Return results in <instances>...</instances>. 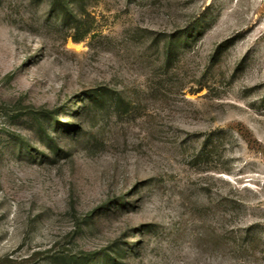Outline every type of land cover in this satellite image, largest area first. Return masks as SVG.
I'll use <instances>...</instances> for the list:
<instances>
[{"label": "rangeland", "instance_id": "374dc122", "mask_svg": "<svg viewBox=\"0 0 264 264\" xmlns=\"http://www.w3.org/2000/svg\"><path fill=\"white\" fill-rule=\"evenodd\" d=\"M0 264H264V0H0Z\"/></svg>", "mask_w": 264, "mask_h": 264}, {"label": "trees", "instance_id": "16d2710c", "mask_svg": "<svg viewBox=\"0 0 264 264\" xmlns=\"http://www.w3.org/2000/svg\"><path fill=\"white\" fill-rule=\"evenodd\" d=\"M56 1H60L62 3V5H66L68 3V1H70V0H55V2ZM101 95H102L101 92H97V93H95L94 97H95V99L100 101L101 100Z\"/></svg>", "mask_w": 264, "mask_h": 264}]
</instances>
